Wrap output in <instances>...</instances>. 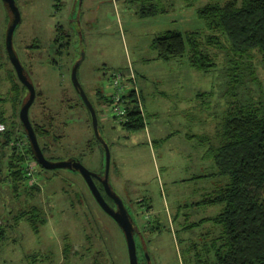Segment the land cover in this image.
I'll return each instance as SVG.
<instances>
[{"label":"rangeland","instance_id":"1","mask_svg":"<svg viewBox=\"0 0 264 264\" xmlns=\"http://www.w3.org/2000/svg\"><path fill=\"white\" fill-rule=\"evenodd\" d=\"M17 2L22 23L14 43L38 92L31 119L50 130L40 138L47 158L77 157L96 174L105 170L103 148L72 80L73 68L84 56L79 78L112 150L111 184L144 235V241L137 236L140 264H205L189 247L195 240L202 247L208 230L219 227L183 228L223 210V205H192L222 184L206 154L218 142L228 102L264 100L261 57L256 55L255 65L263 91L251 82L242 89L230 84L225 52L214 54L218 68L208 73L192 68L187 58L157 59L153 40L167 31L199 32L204 38L210 34L198 14L207 0L193 7L184 0H158L155 4L168 12L150 17H142L140 4L128 0L117 7L112 0H84L81 6L77 0ZM11 20L0 0V90L10 100L5 107L9 122L25 135L21 109L11 101V81L21 83L6 47ZM130 67L141 74L145 93L148 126L137 133L123 128L104 98L115 92L112 74ZM137 86L141 89L139 78ZM210 139L212 143L206 142ZM38 164L32 183L36 189L22 186L18 195L9 184H0V224L6 223L8 233L0 264H131L123 231L100 207L84 177L66 169L42 170ZM33 213L38 214L39 232L28 221ZM17 216L24 218L18 221ZM156 224L161 231H152ZM190 235L194 240H187Z\"/></svg>","mask_w":264,"mask_h":264},{"label":"trees","instance_id":"2","mask_svg":"<svg viewBox=\"0 0 264 264\" xmlns=\"http://www.w3.org/2000/svg\"><path fill=\"white\" fill-rule=\"evenodd\" d=\"M128 1L140 4L142 17L168 12L155 4L158 0H151L154 3H149L150 0ZM200 1L184 0L187 7ZM198 14L206 22L210 34L204 38L199 32L185 35L167 31L155 37L152 43L158 59L170 62L187 58L192 68L208 73L218 68L217 52H225L230 84L242 89L251 82L263 91L255 58L259 55L264 63V0H207ZM11 82L14 93L11 101L20 110L28 90L22 83ZM130 97L129 121L122 126L129 133H137L147 129V114L145 108L138 105L135 94L131 93ZM104 98L111 102L110 97L104 95ZM9 101L0 90V123L7 126L6 132L0 134V184H9L19 195L22 186L27 190L28 187L37 188L30 184L26 168L28 162L39 164L26 132L21 135L14 121L9 122L5 108ZM32 122L39 140L49 136V128ZM20 124L24 129L22 122ZM217 140L216 144H210L206 157L216 164L218 174L223 178L222 184L213 194L192 206L223 205L221 213L207 219L219 228H213L207 234L202 247L195 240L189 250L205 264H264V100L236 98L228 102ZM206 142L212 143V140ZM42 148L46 155V148ZM40 168L45 170L43 166ZM100 188L104 191L102 185ZM26 212L25 216L28 215ZM23 216H17L18 221ZM37 218V213L28 218L35 232L40 231ZM204 221L206 219L195 224L186 223L183 230L200 227ZM42 222L46 223L45 220ZM6 226L5 222L0 224V249L8 240ZM151 229L161 231L157 224Z\"/></svg>","mask_w":264,"mask_h":264},{"label":"water","instance_id":"3","mask_svg":"<svg viewBox=\"0 0 264 264\" xmlns=\"http://www.w3.org/2000/svg\"><path fill=\"white\" fill-rule=\"evenodd\" d=\"M3 1L12 16V20L7 31V52L17 72L19 80L28 90V96L25 98L20 110V119L31 144L35 158L37 159L38 163H40V165H42L46 170L54 171L66 169L78 172L84 177L100 207L117 222L123 231L130 253L131 264H140L137 236L141 235L144 241V235L127 209L124 200L118 195L111 184L110 172L112 167V150L110 144L102 134V125L99 112L79 78V71L84 61V56L74 66L72 80L76 91L80 95L90 113L95 136L103 148L105 157L103 166L105 170L102 174H96L92 172L83 164L82 160L76 157L65 161H52L45 155L30 116L31 108L37 99V88L26 67L24 66L14 43L16 31L22 23L21 10L17 0ZM83 1L84 0H77L76 6H81ZM98 181L102 184L104 191L100 188ZM110 200L114 202V205Z\"/></svg>","mask_w":264,"mask_h":264},{"label":"built area","instance_id":"4","mask_svg":"<svg viewBox=\"0 0 264 264\" xmlns=\"http://www.w3.org/2000/svg\"><path fill=\"white\" fill-rule=\"evenodd\" d=\"M116 2L117 0H113ZM112 86L115 92L110 94V106L112 108L115 119L121 124L129 121V109H131V93L135 94V99L139 102L138 105L143 109V99L140 89L137 86V78L133 72L126 73L124 71H115L112 74ZM7 130L4 123H0V133ZM26 173L30 178V184L34 183V176L36 175V166L34 162H28Z\"/></svg>","mask_w":264,"mask_h":264},{"label":"crops","instance_id":"5","mask_svg":"<svg viewBox=\"0 0 264 264\" xmlns=\"http://www.w3.org/2000/svg\"><path fill=\"white\" fill-rule=\"evenodd\" d=\"M113 1V0H112ZM119 2H122V0H117L116 2H114L113 1V3L115 4V6L118 4V6H119ZM117 7V6H116ZM157 54V53H156ZM157 59H158V57H157ZM158 60H160V59H158ZM163 61V60H162ZM167 62V61H166ZM171 62V61H170ZM124 72H127V73H129V72H133L134 73V75L136 76V78H139V87L141 88L140 90L142 91L141 92V94H142V99H143V105H144V108H145V93H144V88H142L141 87V84L140 83H142V76H141V74H139V73H137L136 72V70H133V69H131V67H130V69L129 68H127V69H124L123 70ZM146 111V110H145ZM147 126H148V124H147ZM215 217V216H214ZM209 218H212V217H206V218H201L200 220H199V222L201 221V220H203V219H206V221H204L203 222V225H202V227L203 226H208L209 224H212V222H209L207 219H209ZM185 220V219H184ZM182 223H184L183 221H181ZM195 223H197V222H192V224H195ZM185 224V223H184ZM208 231H211L210 229L208 230ZM207 235V234H206ZM203 236H204V234H203ZM187 240H194V238H192V236L190 235V236H188L187 237Z\"/></svg>","mask_w":264,"mask_h":264},{"label":"flooded vegetation","instance_id":"6","mask_svg":"<svg viewBox=\"0 0 264 264\" xmlns=\"http://www.w3.org/2000/svg\"><path fill=\"white\" fill-rule=\"evenodd\" d=\"M99 182V181H98ZM100 183V182H99ZM111 201V203L113 204L114 202L112 201V200H110ZM114 205V204H113Z\"/></svg>","mask_w":264,"mask_h":264}]
</instances>
